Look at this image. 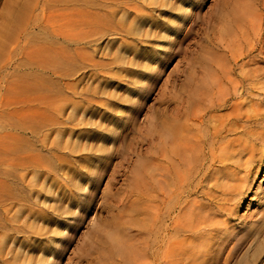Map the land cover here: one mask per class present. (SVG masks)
<instances>
[{"label":"rangeland","instance_id":"obj_1","mask_svg":"<svg viewBox=\"0 0 264 264\" xmlns=\"http://www.w3.org/2000/svg\"><path fill=\"white\" fill-rule=\"evenodd\" d=\"M263 32L264 0H0V264H135L148 196L167 202L153 174L164 126L205 116L197 126L210 132L208 117L237 101L240 127L227 139L251 175L229 217V264H255L264 60L249 66L257 80L239 99L230 50L253 47L258 60Z\"/></svg>","mask_w":264,"mask_h":264},{"label":"bare ground","instance_id":"obj_2","mask_svg":"<svg viewBox=\"0 0 264 264\" xmlns=\"http://www.w3.org/2000/svg\"><path fill=\"white\" fill-rule=\"evenodd\" d=\"M14 18L11 13L10 25L13 24ZM263 33L258 35L260 39H257L258 42L262 41ZM3 48L0 39L1 53ZM252 48L246 51L244 57L247 61L242 63L238 62L244 58L243 53L239 51L233 53L230 50L233 66L242 76L239 85L234 82L236 84L232 87L233 95H237L239 99L245 91V82L251 87L257 80L255 70H249V66L264 60L261 57L264 56V44L259 49L258 60L250 58L254 50ZM64 86L68 89L69 84ZM241 105L243 101L235 102L232 112L229 111L231 113L225 116H209L207 120L211 126L210 132H201L197 126V124L202 125L205 116L193 115L191 120L181 116V124L164 126L163 143L160 153H157L156 170L153 171L157 172L153 174H157L160 201L167 200V202L164 207H161V204L153 206L152 197L148 196L150 205L147 236L143 255L136 256L132 260L135 264H229L231 253L237 248V245H233L236 234L233 227H229V217L234 208L245 198L251 175V171L247 169L243 170L244 174L241 173L243 166L236 160L240 151L237 150L239 154H235L236 150L233 146L235 143L227 139L240 127ZM205 136L210 138L208 144L204 140ZM152 162L150 158L149 171L154 165ZM151 175H149L150 181ZM259 254L261 253L253 255L254 262L264 264V255ZM242 264H251V261L246 260Z\"/></svg>","mask_w":264,"mask_h":264}]
</instances>
